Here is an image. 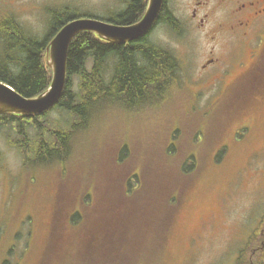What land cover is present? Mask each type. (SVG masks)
<instances>
[{"label":"rangeland","instance_id":"obj_1","mask_svg":"<svg viewBox=\"0 0 264 264\" xmlns=\"http://www.w3.org/2000/svg\"><path fill=\"white\" fill-rule=\"evenodd\" d=\"M126 1L0 0V15L11 14L40 40L48 30L50 8L106 17L123 9ZM191 1L167 0V8L182 23L172 29L176 34L160 31L157 41L178 59L179 81L157 103L127 110L100 107L90 125L76 135L73 156L60 164L38 166L29 161L25 165L14 145L16 134L0 129V264H78L77 250L63 252L60 225L69 211L83 209L81 200L93 203L98 216L113 213L111 218H115L129 212L135 217L143 212V218L155 214L162 219V203L149 217L144 214L145 206L133 209L125 205L123 210L110 212L101 201L113 204L122 188L118 182L129 175V169L142 168L144 159L154 153L150 167L169 170L165 164L171 153L168 157L162 154L163 139L174 132L177 149L183 155L193 154L199 167L194 173L192 170L191 177L182 179L186 187L179 196L171 231L158 258L150 249L153 258L147 264H236L240 248L250 239L254 238V249L263 245L264 236L258 231L264 228V114L256 123L250 117L264 112V105L255 104L249 94L254 89L243 92L251 70L241 83L230 87L237 75L253 65L258 40L249 39L236 48L226 34L215 40L207 38L189 22ZM208 55L219 56L223 69V75L210 84L203 79L213 68L202 72L200 68ZM72 81L76 91L77 78ZM226 87H230L229 96L234 94L227 100L221 92ZM229 103L232 107L228 109ZM38 119L56 130L69 129L72 123L70 114L57 108ZM241 127L247 130L240 132ZM28 133L32 142L34 132L29 128ZM118 157L123 159L120 163ZM142 176L147 181L151 175L144 171ZM128 215L126 219H130ZM51 245L57 251L50 250Z\"/></svg>","mask_w":264,"mask_h":264},{"label":"trees","instance_id":"obj_2","mask_svg":"<svg viewBox=\"0 0 264 264\" xmlns=\"http://www.w3.org/2000/svg\"><path fill=\"white\" fill-rule=\"evenodd\" d=\"M145 5L146 0H127L123 9L116 13L106 17L87 16L126 25L142 15ZM82 16L50 8L48 30L38 40L36 36L28 34L11 14L0 15V81L24 97H33L42 92L51 77L44 61L49 41L68 21ZM159 17H166L170 28L175 29L176 23L171 14L166 13L165 4ZM145 37L140 36L128 44H109L88 31H82L75 36L68 50L66 85L54 106L72 117L69 129L48 128L49 125L42 123L39 116H19L25 120L21 122V119L16 120L13 115H0V129L7 128L16 134L14 145L19 149L25 165L29 161L38 166L60 164L71 158L76 135L90 125L100 107L135 109L145 104L157 103L159 98L177 88L180 68L178 59L169 49L147 44ZM88 59L91 60L89 68ZM262 62L264 53L251 69L252 76L243 91L254 89L249 94L257 105H264V67H259ZM73 77L77 78L76 91L73 89ZM232 95L234 94L224 95L225 100ZM232 103L227 104L228 109L232 107ZM249 108L254 113L257 110ZM29 128L34 132L32 142L29 140ZM240 129L242 132L246 127ZM175 133L163 139V142L166 140V146L162 154L165 152L168 157L171 153L165 164L170 171L161 172L162 168L159 166L155 170L150 167L152 156H156L154 153L144 159L145 165L142 168L129 169V175L126 173L127 176L122 182L117 181L122 188L121 192H117L113 204L101 201L110 208V212L113 209L123 210L125 205H130L133 209L145 206L147 212L144 214L149 217L158 209L157 204L162 203L164 217L161 215L162 219H158L154 214L147 219L139 211L135 217H130L127 212L130 219H126L125 213L115 218H111L113 213L109 216L108 213L98 216L93 203L81 200L83 209L69 211L65 216L66 220L60 225L63 230V252L77 250L78 264H147L153 258L150 249L156 252L157 258L160 256L163 241L167 240L171 231L175 209L179 206V196L186 187V183L182 182L187 176L191 177L199 167L193 154L183 155L181 149H177ZM47 135L50 139H46ZM159 150L158 147L157 155L161 156ZM119 160L123 159L118 157L117 161L120 163ZM144 171L151 175L147 181L143 180ZM108 217L111 220H107ZM53 234L58 235L55 231ZM245 244L238 252L236 264H264V240L263 245L255 249L252 246L254 238ZM50 250L57 251V248L51 245Z\"/></svg>","mask_w":264,"mask_h":264},{"label":"water","instance_id":"obj_3","mask_svg":"<svg viewBox=\"0 0 264 264\" xmlns=\"http://www.w3.org/2000/svg\"><path fill=\"white\" fill-rule=\"evenodd\" d=\"M164 0H147L142 17L128 25L113 24L93 17H78L63 25L47 47L46 65L51 71L48 87L33 97H24L0 81V114L37 116L53 107L66 84V63L69 46L82 31L94 33L109 43H124L146 34L156 21Z\"/></svg>","mask_w":264,"mask_h":264},{"label":"flooded vegetation","instance_id":"obj_4","mask_svg":"<svg viewBox=\"0 0 264 264\" xmlns=\"http://www.w3.org/2000/svg\"><path fill=\"white\" fill-rule=\"evenodd\" d=\"M164 4L166 13L171 14L177 28L181 27L182 22L179 20L177 15L172 14V10L167 8V0H165ZM190 7L191 12L189 14V22L192 23V27L198 32H202L211 40H215L217 36L219 37L221 34H226L229 39H231L229 44H235L236 48L248 43L249 39L258 40V48L256 54L254 55L253 65L248 67L245 72L243 71L237 75L236 78L231 81L230 87L235 83H241L248 71L251 70L255 64H257L259 60L257 56L260 53H264V0H214L211 4L208 0H192ZM218 11H220L219 20H216V16H218L216 14ZM167 20L168 19L166 17H157L151 29L145 34V41L147 44H155L159 47L166 48L162 46V44H159V41H157V35H159V32L165 31L169 34L170 32L176 34L170 29V22ZM208 56L200 68L201 72L207 70L208 68H213L210 75L203 79L206 81L205 83L210 84L223 75L221 74L223 69H221L219 64L221 62L219 56ZM230 87L224 88L221 92L226 95ZM262 115L263 114L260 112L256 115H252L250 117L251 121L256 123ZM14 116L16 120L21 119V122L25 121L19 116ZM28 122L30 121L28 120ZM261 223H264V219L261 220ZM258 234L264 236V228L260 229Z\"/></svg>","mask_w":264,"mask_h":264}]
</instances>
